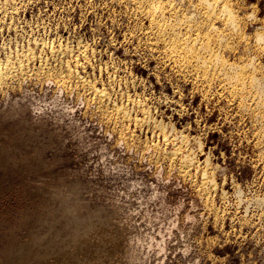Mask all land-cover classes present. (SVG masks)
Segmentation results:
<instances>
[{
    "label": "rangeland",
    "instance_id": "rangeland-1",
    "mask_svg": "<svg viewBox=\"0 0 264 264\" xmlns=\"http://www.w3.org/2000/svg\"><path fill=\"white\" fill-rule=\"evenodd\" d=\"M162 1L167 28L199 33V53L212 40L220 64L202 71L167 48L178 40L151 23L153 0H0V73L7 57L22 65L0 74V264H60L83 248L66 264H264V0H225L242 35L202 0ZM60 44L73 56L51 54ZM76 56L70 76L61 64ZM230 63L257 81L238 87ZM114 103L152 123L122 121ZM79 226L104 232L83 241L92 251L72 247Z\"/></svg>",
    "mask_w": 264,
    "mask_h": 264
},
{
    "label": "bare ground",
    "instance_id": "bare-ground-1",
    "mask_svg": "<svg viewBox=\"0 0 264 264\" xmlns=\"http://www.w3.org/2000/svg\"><path fill=\"white\" fill-rule=\"evenodd\" d=\"M164 2H166V1H164ZM164 2L162 1V0H153V2H151L150 4H148V6H147V8L145 9L146 10V13H147V16H149L150 17V21H151V23L153 22L156 26L155 27H157L158 28V31L160 32L159 34H161V32L164 34L165 33V31H169L168 33H167V35L169 36H176L177 37V35H178V33L176 34V32H175V29H174V27L172 26L171 28H167L168 27V21L166 22V21H164L162 18H160V14H158V13H160V12H163V10H164V6H165V4H164ZM170 1H168V4H170L169 3ZM202 2H203V4L205 5V7H204V9H206L208 12H205L206 13V17H207V19L208 18H213V17H215V19H222L225 23H227L231 28H232V30L234 31V32H238L239 34H241L242 35V33H241V30H240V28H239V20H238V17L236 16V14H235V11L231 8V4L229 5V3L227 2V1H225V0H202ZM140 3V2H139ZM173 3V2H172ZM200 4H201V2H200ZM203 5V6H204ZM219 5H221V10L217 13L216 12V7L217 8H219ZM173 7V6H172ZM171 7V8H172ZM5 8V7H4ZM166 8H169V7H166ZM180 8V7H179ZM186 8V7H185ZM170 9V8H169ZM144 10V11H145ZM164 11H166V10H164ZM173 11H175V10H173ZM191 11V10H190ZM171 12V11H170ZM198 13V12H197ZM171 14V13H170ZM177 14V13H176ZM185 14V13H184ZM199 14V13H198ZM252 14V13H251ZM165 16V15H164ZM174 16V15H173ZM184 16V15H183ZM175 17H177V16H175ZM189 17V16H188ZM193 17V16H192ZM201 17V16H200ZM173 18V17H172ZM181 18V17H180ZM177 19H179V18H177ZM183 19H184V17H183ZM183 19H180L179 21H177L178 22V26H179V24L181 25L182 23H183ZM218 21V20H217ZM206 22V21H205ZM176 23V22H175ZM197 23V22H196ZM170 25V24H169ZM221 25V24H220ZM194 26V25H193ZM208 26H210V28L209 29H211V32H214V33H216L217 34V36H219V35H221V32L220 31H218V29H217V27H215V25L214 24H212V25H208ZM187 28L188 27H190V26H186ZM241 27V26H240ZM183 28V27H182ZM168 29V30H167ZM178 29V28H177ZM230 29V28H229ZM183 30V29H182ZM188 30V29H187ZM191 30L192 29H190V31H188V32H191ZM164 31V32H163ZM209 30H207V32H208ZM186 33V34H188V36H182V38H180V37H177L176 39L178 40V42L177 43H172V44H170V42H169V44L166 42V46H167V48H169L170 50H172V51H177L176 53H182V58H183V63H189V64H191L192 62H194V64H195V66H197L198 68H201V69H203L202 71H205L208 67H209V64L211 63V65L212 64H220V56H219V53H217V51H215L214 49L215 48H213V46L211 47V44L209 43L210 41H212V40H210L209 42L207 41V42H204V44H201V49H200V53L199 52H196L198 49H195L194 47V45H195V43L198 41L199 42V40L198 39H200V37H199V33H197V34H194V35H192V33ZM206 32V33H207ZM185 33V32H184ZM183 33V34H184ZM194 33V32H193ZM237 33V34H238ZM204 34V33H203ZM208 34V33H207ZM206 35V34H205ZM162 36V35H161ZM160 36V37H161ZM166 36V35H165ZM179 36V35H178ZM181 36V35H180ZM223 36V35H222ZM238 36V35H237ZM164 37V36H163ZM199 37V38H198ZM205 37V36H204ZM220 37V36H219ZM218 37V38H219ZM162 38V37H161ZM215 38V37H214ZM164 40H165V38H163ZM202 39V38H201ZM204 39V38H203ZM35 40V39H34ZM170 40H171V38H170ZM175 40V39H174ZM176 40V41H177ZM206 39H204V41H205ZM209 40V39H208ZM218 41V40H217ZM221 41V40H220ZM171 42H173V41H171ZM256 42L257 43H261V42H264V35H262V34H256ZM38 43V42H37ZM201 43V42H200ZM200 43H199V45H200ZM212 43V42H211ZM215 44H218V43H215ZM256 44V43H255ZM263 44V43H262ZM38 45V44H37ZM198 44H196V46H197ZM51 46V45H50ZM57 46H59V45H57ZM71 46V45H70ZM68 44H64V45H62V44H60V49L58 50V48H57V50L56 49H54V47L53 46H51L50 47V52H51V54H53L52 52H56V53H58V52H60V54L62 53H64V54H68V55H70L71 57L73 56V48H71ZM194 46V47H193ZM227 46V45H226ZM37 47V46H36ZM225 47V46H224ZM82 48V46H79V49H81ZM48 49V48H47ZM83 50H84V48H82ZM86 49V48H85ZM202 50V51H201ZM10 51V50H9ZM11 53H12V51H11ZM84 53V52H83ZM173 53V52H172ZM10 54V53H9ZM50 54V53H49ZM57 55V54H56ZM86 55V54H85ZM176 55V54H175ZM11 56V55H10ZM18 55H16V57H17ZM24 56V55H23ZM67 56V55H66ZM80 56V55H79ZM26 57H32V59L33 58H35L36 56H35V53L33 52V50H31L30 48H28L26 51H25V57L24 58H26ZM86 57V56H85ZM40 58V57H39ZM17 59V58H16ZM65 59V58H64ZM15 60V59H14ZM62 60V59H61ZM89 61V60H88ZM3 62V61H2ZM213 62V63H212ZM17 65L20 67V66H22L21 65V60L19 61V60H17ZM16 63H14V62H11L10 60H8V57H7V61L5 62V63H2L1 64V66H3V69H4V75L6 74V73H12V72H16V70H17V65H16ZM71 63H72V60H64V61H62V64L61 65H64L65 67H66V72L67 73H69L70 74V72L72 71L71 70V68L73 67V68H77L79 65H82V64H80V60L78 59V56H76L75 58H74V62H73V65H71ZM224 63V62H223ZM222 63V64H223ZM16 65V66H15ZM58 65V64H57ZM223 65H225V64H223ZM228 65V64H227ZM60 66V65H59ZM72 66V67H71ZM186 66V65H185ZM217 66H219V65H217ZM222 66V65H221ZM238 66V65H237ZM234 63L233 64H229V67H231L232 69H235V75H233L234 77H233V79H235L234 81H236V83L238 84V85H240V86H238V87H241V85H243V84H245V82L244 81H246L247 79L246 78H248L247 76H249V75H252V77H250V80H253L252 82H255V81H257L256 80V77L254 76V74H245V71H244V68L241 66H239V68L237 67ZM245 66V65H244ZM55 67V66H54ZM83 67V66H82ZM225 67V66H224ZM223 67V68H224ZM238 69H237V68ZM28 68V67H27ZM222 68V69H223ZM0 69H1V67H0ZM24 69V68H23ZM58 69V68H57ZM60 69V68H59ZM62 69V68H61ZM229 69V68H228ZM236 69H237V71H236ZM221 70V69H220ZM253 70V69H252ZM251 70V72H253L254 70H255V68H254V70L252 71ZM1 72H2V70H0ZM247 71V70H246ZM55 72V71H54ZM65 71H63V73H64ZM73 72V71H72ZM207 72V71H206ZM225 72V71H224ZM248 72V71H247ZM21 73V72H20ZM1 75L3 74V73H0ZM8 74V75H9ZM206 74V73H205ZM4 75H2L3 77H4ZM7 74H6V76H8ZM65 75H66V73H65ZM5 76V77H6ZM9 76H11V75H9ZM70 76H72L71 74H70ZM73 76H75V75H73ZM227 76V75H226ZM78 78L79 80H78V82H82L84 85L86 84L87 85V87H88V89L89 90H92V92H93V96H95V97H97V99L99 100V102H102L105 98H107V100L109 99V97H108V93H107V91H106V89L105 88H98V87H96L93 83H92V81L91 80H88V79H86V77H84V76H80L79 74H76V76H75V78ZM246 79V80H245ZM249 79V78H248ZM249 80V81H250ZM64 81V80H63ZM233 81V80H232ZM61 82V81H60ZM96 82V81H95ZM247 82V81H246ZM48 83H49V81H48ZM52 83V82H51ZM58 82L56 81V84H57ZM235 83V84H236ZM251 83V82H250ZM58 84H60V83H58ZM63 86H64V84H63ZM245 86V85H244ZM244 86H242L243 88L242 89H244ZM235 87H236V85H235ZM64 88V87H63ZM237 88V87H236ZM65 90H66V88H65ZM77 90V89H76ZM241 90V89H240ZM259 90V89H258ZM56 91V90H55ZM61 91V90H60ZM242 91V90H241ZM263 92V91H262ZM76 93V92H75ZM244 93V92H243ZM58 94H60V92H58ZM249 94V93H248ZM78 95H80V94H78ZM255 96V95H254ZM259 96V95H258ZM83 97V96H82ZM129 97V96H128ZM75 98H76V96H75ZM128 99V98H127ZM89 101V100H88ZM83 104V103H82ZM261 106V105H260ZM259 107V106H258ZM86 108H87V106H86ZM139 108V107H138ZM148 110V109H147ZM147 110H145V109H142L141 110V116L139 117V115H135V116H133L131 113H130V110L126 107V106H124L122 103L121 104H118V103H114L113 105H112V107H111V111L112 112H114L115 113V115L117 116V117H120L121 118V120L122 121H129V122H131V121H133L134 123H135V125L136 124H147L148 123V121L149 122H151L152 123V118H151V114H149L148 113V111ZM72 112H74V110H72ZM261 114H262V116H263V118L262 119H264V100L262 101V112H261ZM96 116V115H95ZM116 117V118H117ZM262 121V120H261ZM103 124V123H102ZM150 124V123H149ZM155 124V123H154ZM149 127V126H148ZM154 127L155 128H157L158 129V134L160 135V136H163V138H165V139H167V136L169 135V133H170V131L173 133L174 132V128H172L171 130H169L168 128H167V126H165V125H163V124H159V125H154ZM106 132V131H105ZM158 135V136H159ZM179 135V134H178ZM120 137V136H119ZM186 136H183L182 134H181V137H180V144L179 145H175V152H173V154H176L177 152H178V150L180 151L181 150V145L182 144H185V142H186ZM147 140V139H146ZM121 141V140H120ZM145 141V140H144ZM123 142V141H122ZM125 144V143H124ZM127 145V144H126ZM126 149V148H125ZM146 149V148H145ZM174 149V148H173ZM139 152V151H138ZM172 153V152H171ZM183 153V152H182ZM196 156V155H195ZM190 156L189 155H185L184 156V158H182V161L180 162L181 163V165H180V169H182L181 170V172L182 173H187V171L189 170L188 168L191 166V164H192V158H189ZM207 162V161H206ZM207 166H208V164H206V168L203 170V177H205V178H207L208 179V174H207ZM179 167V166H178ZM179 169V170H180ZM183 175V174H182ZM186 175V174H185ZM207 176V177H206ZM164 179V178H163ZM205 181V180H204ZM207 183V182H206ZM172 220H174V219H172ZM172 220H170V222H172ZM128 222V221H127ZM80 227L81 226H79V227H77V231H76V236H75V239H74V242H73V244H72V247L75 249V247L76 246H82V247H85V248H88V250L90 249L89 247L90 246H87V245H85V243H83V241H85V240H91V243H92V245L98 240V237L99 236H103L104 235V232L101 230V229H99L98 231H95V232H93L92 234H91V236L89 237V235L90 234H88V236H85L84 237V235L82 234V233H78V230L80 229ZM117 227V226H116ZM117 229V228H116ZM114 230V229H113ZM112 230V231H113ZM83 231V230H82ZM116 231V230H115ZM112 234H114V233H112ZM118 235H119V233H117ZM87 235V234H86ZM87 242V241H86ZM156 242V241H155ZM88 243V242H87ZM86 243V244H87ZM148 245V244H147ZM162 248V247H161ZM85 250H87V249H84L83 248V252L81 251L80 253H79V251L78 250H74L73 252H66V254H62V256L60 257V258H62V260L60 261V264H66V262H76L77 261V259L79 258V259H83V255L84 254H86L85 253ZM91 250V249H90ZM89 250V251H90ZM89 251H87V254H90V252ZM92 251V250H91ZM94 252V251H93ZM162 252V251H161ZM40 256V255H39ZM82 261V260H81ZM81 263H86L85 261H82ZM95 264H97V263H95Z\"/></svg>",
    "mask_w": 264,
    "mask_h": 264
}]
</instances>
